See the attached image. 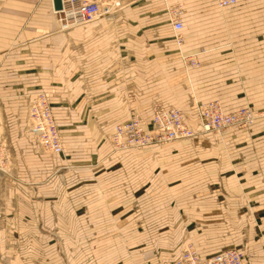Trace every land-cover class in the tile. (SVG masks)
Returning <instances> with one entry per match:
<instances>
[{
	"label": "crops",
	"instance_id": "obj_1",
	"mask_svg": "<svg viewBox=\"0 0 264 264\" xmlns=\"http://www.w3.org/2000/svg\"><path fill=\"white\" fill-rule=\"evenodd\" d=\"M51 2L0 0V141L11 156L0 264H161L187 238L201 256L234 247L264 264V0H138L65 33ZM173 3L184 10L178 50L164 10ZM194 53L199 66L185 67L181 56ZM39 91L60 154L26 128ZM213 98L258 117L156 155L109 140L133 108L148 120L151 105H173L194 123L195 104Z\"/></svg>",
	"mask_w": 264,
	"mask_h": 264
},
{
	"label": "built area",
	"instance_id": "obj_2",
	"mask_svg": "<svg viewBox=\"0 0 264 264\" xmlns=\"http://www.w3.org/2000/svg\"><path fill=\"white\" fill-rule=\"evenodd\" d=\"M138 0H59V7L52 9L54 21L60 29H69L86 24L99 17H109ZM244 0H215L218 8H225ZM168 20L177 43L184 40L182 28L183 6L181 3L165 5ZM191 66H197L194 56H182ZM182 58V59H183ZM183 59V61H184ZM197 129L187 123L184 112L174 106L152 107L150 121L146 122L131 109L128 118L116 124L109 138L115 148H149L160 146L176 139H193L201 134L220 133L234 127L252 124L258 115L247 106L225 109L218 100H208L195 106ZM32 129L39 144L50 153H61L64 144L52 116L48 97L38 92L29 104ZM161 264H247L238 248L230 247L201 256L195 246L188 242L172 260Z\"/></svg>",
	"mask_w": 264,
	"mask_h": 264
},
{
	"label": "rangeland",
	"instance_id": "obj_3",
	"mask_svg": "<svg viewBox=\"0 0 264 264\" xmlns=\"http://www.w3.org/2000/svg\"><path fill=\"white\" fill-rule=\"evenodd\" d=\"M135 3V2H134ZM133 4V3H132ZM131 5V4H130ZM167 5V4H166ZM52 2H51V12H52ZM127 6H129V5H127ZM124 7H126V6H124ZM123 7V8H124ZM164 10H165V8H164ZM118 12V11H117ZM165 13H166V15H167V12H166V10H165ZM116 14V13H115ZM183 14H184V12H183ZM114 15V14H113ZM112 15V16H113ZM112 16H109V17H103V18H106V19H108V18H110V17H112ZM99 18H101V17H99ZM52 19H53V24L55 25V29L56 30H58V31H61V32H63V33H65V32H67L68 30H70V29H72V28H74V27H72V28H69V29H60L58 26H57V24L55 23V21H54V17H53V14H52ZM98 19V18H97ZM96 20V19H95ZM167 20H168V15H167ZM182 21H183V16H182ZM168 22H169V20H168ZM82 25H84V24H82ZM82 25H78V26H82ZM169 25H170V23H169ZM78 26H75V27H78ZM170 30H171V36H172V39L174 40V43H175V45H176V47H177V50L178 49H180L181 48V46H182V44H183V42H184V40H183V42H181V43H177L176 41H175V39L173 38V32H172V29H171V26H170ZM181 33H182V35L184 36V33H183V28L181 29V31H180ZM188 56L190 55V56H194L195 58H196V60L198 61V65L197 66H191V65H188L186 62H185V59L181 56V59L183 58L184 59V61H183V63H184V65H185V67H192V68H195V67H198L199 66V64H200V62H199V59H198V56H195L196 54L194 53V54H187ZM186 55V56H187ZM182 59V60H183ZM39 92H42V93H44L47 97H48V99H49V96L44 92V91H39ZM36 93H38V92H36ZM36 93H34L30 98H28V101H27V106H26V128H27V130L29 131V132H31L32 134H33V137H34V139H35V142H36V144H37V147L40 149V150H42V151H44V152H47V151H45L44 149H43V147L39 144V142H38V140H37V138H36V136H35V133H34V131H33V129H32V121H31V119H30V115H29V104H30V102H31V100L33 99V97H34V95L36 94ZM210 100H218V99H215V98H213V99H210ZM50 101V100H49ZM208 101V100H207ZM219 101V100H218ZM204 102H206V101H204ZM220 102V101H219ZM51 103V102H50ZM200 103H202V102H198V103H196L195 104V106L196 105H198V104H200ZM221 103V102H220ZM156 105H163V104H161L160 102H156L155 103ZM222 104V103H221ZM223 105V104H222ZM152 107L154 106V104L153 105H151ZM168 106H173V105H168ZM239 106H247V105H238L237 107H239ZM152 107H151V113L150 114H152ZM175 107V106H174ZM248 108H250V110L253 112V113H255L256 115H258L257 114V112L254 110V109H252L250 106H247ZM178 108V107H177ZM236 108V107H235ZM180 109V108H179ZM183 112H184V114L186 115V118H187V123L192 127V128H194V129H197L198 128V126H197V117H196V114H195V108H194V118H195V121H194V123H192L190 120H191V115H190V113L189 112H187V111H185V110H183V109H181ZM130 111L131 110H129L128 111V116H129V114H130ZM51 112H52V105H51ZM133 112H137L140 116H141V114H140V111L138 110V109H135V108H133ZM52 116H53V114H52ZM151 117V116H150ZM258 117V116H257ZM128 118V117H127ZM141 118H143L146 122H149L150 121V118L147 120V119H145L143 116H141ZM53 119H54V117H53ZM257 119V118H256ZM256 119H255V121H256ZM54 121H55V119H54ZM254 121V122H255ZM254 122L252 123V124H254ZM120 123V122H119ZM55 124H56V121H55ZM252 124H250V125H252ZM57 125V124H56ZM250 125H248V126H242V127H234V128H231V129H228V130H226V131H229V130H232V129H241V128H247V127H249ZM57 127H58V130H59V132H60V129H59V126L57 125ZM226 131H223V132H226ZM223 132H220V133H215V132H210V133H205V134H201L200 136H198V137H195V138H193V139H181V140H179V139H176V140H173V141H171V142H169V143H166V144H163V145H160V146H154V145H151V147H149V148H135V147H129V148H133V150H145V149H148V150H151V152H153V155H156V149H163V148H169V149H171V148H178V146H177V144L178 143H181V144H185V143H187V144H192V143H195V141L198 139V138H204L203 136L204 135H206V134H212V136H214V135H218V134H221V133H223ZM60 135H61V139H62V134H61V132H60ZM109 135H110V133H109ZM109 140H110V138H109ZM62 142H63V140H62ZM110 142H111V140H110ZM206 142V141H205ZM7 142H3V141H0V192L1 191H3L2 190V187H3V185H4V181L6 180V176L8 175V169H9V167H10V158H11V156L9 155V152H8V150H7V144H6ZM112 143V142H111ZM209 143V142H208ZM64 144V143H63ZM203 144V143H202ZM113 145V144H112ZM203 145H206V144H203ZM113 147H114V145H113ZM205 147H208V146H205ZM64 148H65V146H64ZM64 148H63V150H64ZM114 149L115 150H123V149H118V148H115L114 147ZM124 149H127V148H124ZM63 152V151H62ZM61 152V153H62ZM47 153H50V152H47ZM53 154V153H52ZM54 154H60V153H54ZM157 159V162L158 163H161V160L158 158V157H156ZM161 175V173H157V174H154V176H153V179L155 180V179H158L159 178V176ZM161 177V176H160ZM160 192H161V189H155V190H152L151 191V193H155V194H160ZM134 207V206H133ZM154 208H153V210L155 209H159L160 207L161 208H163V207H165L164 205H155L154 204V206H153ZM140 224H141V221H138V227L140 228L141 226H140ZM188 242H191L192 243V241H190V240H188V238L185 240V242H183V244H182V246L180 247L181 249L184 247V245L185 244H187ZM180 249V250H181Z\"/></svg>",
	"mask_w": 264,
	"mask_h": 264
},
{
	"label": "water",
	"instance_id": "obj_4",
	"mask_svg": "<svg viewBox=\"0 0 264 264\" xmlns=\"http://www.w3.org/2000/svg\"><path fill=\"white\" fill-rule=\"evenodd\" d=\"M54 7H59V0H53Z\"/></svg>",
	"mask_w": 264,
	"mask_h": 264
},
{
	"label": "bare ground",
	"instance_id": "obj_5",
	"mask_svg": "<svg viewBox=\"0 0 264 264\" xmlns=\"http://www.w3.org/2000/svg\"><path fill=\"white\" fill-rule=\"evenodd\" d=\"M52 4H53V0H52ZM237 4V3H236ZM235 5V4H234ZM232 6V5H231ZM228 7V6H227ZM54 8V4L52 6V9ZM55 9V8H54ZM219 9H223V8H219ZM97 19V18H96ZM89 23V22H88ZM171 26V25H170ZM182 27H183V24H182ZM182 29V28H181ZM181 31V30H180Z\"/></svg>",
	"mask_w": 264,
	"mask_h": 264
}]
</instances>
